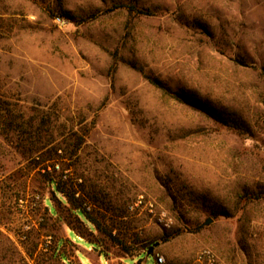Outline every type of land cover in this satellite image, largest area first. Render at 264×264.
<instances>
[{"label": "rangeland", "instance_id": "1", "mask_svg": "<svg viewBox=\"0 0 264 264\" xmlns=\"http://www.w3.org/2000/svg\"><path fill=\"white\" fill-rule=\"evenodd\" d=\"M131 4L0 0V99L64 183L0 129V264H264V0Z\"/></svg>", "mask_w": 264, "mask_h": 264}, {"label": "trees", "instance_id": "2", "mask_svg": "<svg viewBox=\"0 0 264 264\" xmlns=\"http://www.w3.org/2000/svg\"><path fill=\"white\" fill-rule=\"evenodd\" d=\"M136 1L132 0V4L129 6V10L135 11L138 14H146L143 10L136 7ZM64 16V15H63ZM68 16V15H65ZM64 16V17H65ZM147 80L154 85L156 88L161 90V92L177 102L187 105L197 111H200L206 114L208 117L213 120L229 126L237 128V121L224 117L222 114L215 111L213 108L208 106L206 103H203L192 96L175 91L170 87L164 85L162 82L153 79L149 76H146ZM30 122V121H29ZM0 129L5 134L6 137H10L13 140L14 147L19 151V153L27 159L30 163L33 164L34 168L40 167L45 170L47 181L52 186L53 193L64 194L63 191V181L62 174L59 175L57 179L53 176L55 169V161L59 159L60 155L58 153V146H51L49 149H46L45 144H37L36 136L38 132L35 128L31 126V123H28V119L25 118L23 113H11L7 107V103L4 100L0 99ZM52 162V163H51ZM51 163V165H50ZM52 167V172L48 171V168ZM72 209L70 208V213L82 220L88 219V212L82 206L80 200H76L74 197L70 200Z\"/></svg>", "mask_w": 264, "mask_h": 264}, {"label": "built area", "instance_id": "3", "mask_svg": "<svg viewBox=\"0 0 264 264\" xmlns=\"http://www.w3.org/2000/svg\"><path fill=\"white\" fill-rule=\"evenodd\" d=\"M56 20H60L59 18H57ZM47 243H49L48 241L46 242V245ZM200 258H204V259H207L208 261V264H214V260H213V257L208 253V252H204L201 254ZM158 263L159 264H163V258L162 257H159L158 258Z\"/></svg>", "mask_w": 264, "mask_h": 264}, {"label": "water", "instance_id": "4", "mask_svg": "<svg viewBox=\"0 0 264 264\" xmlns=\"http://www.w3.org/2000/svg\"><path fill=\"white\" fill-rule=\"evenodd\" d=\"M239 64L242 65V66H245V65L242 64V63H239ZM211 222H212L211 219H207V220L203 223V225H204V226H207V225H209Z\"/></svg>", "mask_w": 264, "mask_h": 264}]
</instances>
